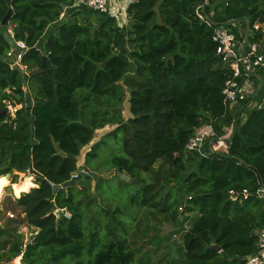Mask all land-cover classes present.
<instances>
[{"label": "trees", "instance_id": "trees-1", "mask_svg": "<svg viewBox=\"0 0 264 264\" xmlns=\"http://www.w3.org/2000/svg\"><path fill=\"white\" fill-rule=\"evenodd\" d=\"M74 2L0 0V23L11 8L7 27L12 26L14 42L28 48L20 61L23 74L11 66V48L0 35V113H7L0 115V197L8 185L5 176L14 183V170L33 176L36 185L31 188L30 178L21 186L12 184L15 195L25 193L6 198L0 209V222L7 219L0 234L7 237L8 260L149 262H137L140 248L116 220L120 211L99 205L90 189L91 163L102 140L111 139L119 147L110 156L111 170L118 167L134 181H121L125 185L141 183L138 205L166 215L180 233V264H244L255 253L256 234L264 224V202L254 195L264 185V109L236 121L222 95L230 71L215 55L211 37L217 23H245L246 18L250 30L264 23V0H208L202 14L210 25L195 14L196 0H138L127 7L125 28L116 17L73 9ZM64 8L70 11L60 17ZM254 36L258 43L261 32ZM25 85L31 99H26ZM125 91L126 121L120 110ZM8 106L20 108L11 115ZM108 124L115 128L83 158L82 167L91 176L79 175L75 185L54 192L78 171L81 150L92 142L94 131ZM205 124L212 126L215 139L234 125L228 151L198 158L189 169L192 164L177 154ZM94 186L96 191L98 183ZM242 190L248 196L239 194L232 201L230 192ZM183 208L185 217L177 219ZM62 209L69 219L54 215ZM8 212L14 216L6 217ZM103 215L107 235L96 227L86 243L91 221L98 225ZM20 226L32 233L28 243ZM175 263L172 258L167 264Z\"/></svg>", "mask_w": 264, "mask_h": 264}, {"label": "rangeland", "instance_id": "rangeland-1", "mask_svg": "<svg viewBox=\"0 0 264 264\" xmlns=\"http://www.w3.org/2000/svg\"><path fill=\"white\" fill-rule=\"evenodd\" d=\"M20 69L22 70V73L25 74V72H23L24 68ZM23 90L27 93L26 99H31L27 85H25ZM125 94L126 98L120 107L121 115L124 121H126L129 117L127 91H125ZM19 108L20 106H17L15 109ZM15 109L8 106V110L11 115H14ZM4 114L6 115L7 113L4 112ZM114 128L115 125L108 124L104 128L94 131L93 140L88 146L82 148L80 153L81 155L78 158V163L82 165L83 157L85 153L91 148V146L96 141L103 139L104 136L108 132L112 131ZM114 153H119L118 145L113 144V141L111 139H103L102 144L97 150V158L92 161L90 166V168L92 169L91 172L93 173L92 182L90 185L91 191L93 190L92 195L95 196V193L97 194L98 204L102 207L107 205L105 207L109 208L110 210L116 208L120 211V213L118 212L115 217L116 220H120L122 223L125 224V226L129 229L127 237L130 239L131 242L134 243L136 248H140L137 262L141 258L142 262H145L148 259L149 262H146L147 264H167L170 259L174 258V260H176L175 264H180L179 262L181 261V257L178 251L181 247L180 233L176 231L177 229L176 227H174L175 225L168 218H166V215L160 214L152 208H142L140 205H138L137 202L139 201L141 194L140 189L142 187L141 183L139 185H125L121 182L119 176L111 174L113 170H111L110 156ZM190 164L192 165H190L189 169H192L191 167L194 165V162ZM104 174L111 175L105 178L103 177ZM13 175L16 176V178L14 179V183H12V177L10 175L5 176L8 180V185L3 188V191L1 193L0 209H2L3 202L6 198L10 197L11 199H16L19 198L22 193H25L22 192L18 195H15L11 186L12 184L21 186L23 182L22 180H24L25 178H30L31 182L34 185V177L29 175L28 173H19ZM145 179L148 182L150 181V178L147 176L145 177ZM96 183H98V187L95 191L94 185ZM173 185L174 184H171V186ZM179 199L181 200V204L183 205L185 201L184 196L180 195ZM182 214H184V208L182 211L178 210V212H176L177 219L185 217V215ZM13 216L14 214H11L10 212L6 214V217L8 218H11ZM189 216L192 217L191 214ZM134 217L135 219L132 224V219ZM6 221L7 219L4 218L0 222V233H2V231H6ZM106 222L107 220L105 215L100 218V223L98 225L95 224L94 221H91V225L88 228V231L86 230L85 232L86 243L89 241L90 238L89 231L96 227L101 230L102 236L107 235ZM116 229H119V227ZM19 233L24 234V244L28 243L32 236L30 230H28L24 226H20ZM173 234H176L177 237L173 238ZM6 239L7 237L5 235L0 234V264H21V257H18L13 260H8L7 246L3 248V243Z\"/></svg>", "mask_w": 264, "mask_h": 264}, {"label": "built area", "instance_id": "built-area-1", "mask_svg": "<svg viewBox=\"0 0 264 264\" xmlns=\"http://www.w3.org/2000/svg\"><path fill=\"white\" fill-rule=\"evenodd\" d=\"M137 1L138 0H125L127 7ZM196 1H198L199 5L195 10V14L201 21L210 25L206 20V16L202 14L203 6L208 4V0ZM75 6L85 7L88 10L108 15L110 0H75L73 7ZM258 31V23L253 25L252 30L249 28L248 36L251 37L253 42L248 44L246 51L238 46L234 35L224 29L216 27L211 37L215 45V55L230 71V76L225 80L222 88L224 103L228 108L232 107V105L241 104L239 113L235 115L236 121L245 119L247 114L253 110L264 109V53L261 52L260 46L254 41L255 32ZM14 49H18L16 56L14 55ZM14 49H11L7 53V57L11 59V66L24 68L21 66L20 61L22 55L28 48L24 42L18 41L15 42ZM260 78L262 79L261 86H259ZM233 124L224 129V136L218 137L217 139H215V133L210 124H205L196 128L182 153L197 154L199 158L207 157L209 153L214 152L222 154L227 153L229 146L228 141L234 129ZM180 154H177V156H180ZM79 175L90 177L91 173L85 170L82 165H79L78 171L71 176V179L77 180ZM35 187L36 185L34 184L32 188ZM239 194L243 197H247L249 193L247 190H242L241 193L232 191L230 192L231 200L235 201ZM254 195L264 202V185L259 186ZM54 215L56 217L62 215L67 219L70 217L64 209L55 210ZM256 237V251L253 255L245 259L244 264H264V224L258 230ZM173 238H175V236Z\"/></svg>", "mask_w": 264, "mask_h": 264}, {"label": "crops", "instance_id": "crops-1", "mask_svg": "<svg viewBox=\"0 0 264 264\" xmlns=\"http://www.w3.org/2000/svg\"><path fill=\"white\" fill-rule=\"evenodd\" d=\"M78 8H79V6L78 7L75 6L73 9H78ZM65 9L66 8L63 9V12L65 11ZM126 10H127V5H126L125 0H110L108 16L116 17L118 24H119V27L125 28L127 23H128V16H127ZM69 11L70 10L66 9L65 13L68 14L67 12H69ZM62 16H63V13L61 14L60 17H62ZM11 27H12L11 25L7 27V30L9 32H11ZM224 30H226L227 32L234 35V37L237 40L238 46L241 49H243L244 51L247 50L248 44L253 42L251 37L248 36V30L246 27V23H243L241 21H237L233 24H224ZM259 31H261L262 37L260 38V41L257 44L262 49V47L264 45V39H263V37H264V23L259 24ZM124 42H125V31L122 33V37H121L119 43L121 45ZM240 106H241V104H236V105H232V107H230L228 109L230 110L232 115L235 116L236 114L239 113V111L241 109ZM179 157H182L187 163H193V162L196 163L198 158H199V156L197 154H192V153H182V154H180ZM79 165H81V164H79ZM30 186H32V185L30 184Z\"/></svg>", "mask_w": 264, "mask_h": 264}, {"label": "water", "instance_id": "water-1", "mask_svg": "<svg viewBox=\"0 0 264 264\" xmlns=\"http://www.w3.org/2000/svg\"><path fill=\"white\" fill-rule=\"evenodd\" d=\"M7 4H10V0H6ZM203 11V10H202ZM13 14V11L11 8L8 9L7 13L5 14V16L3 17L1 23H0V35L3 37L4 41L9 45V47L11 49L15 48V42L11 36V32H9L7 30V25L9 22V18L11 17V15ZM206 20L208 21V18L206 17ZM238 20H229L225 23H217L215 24V26H217L219 29H224V24H233L235 22H237ZM244 21L246 23V27L247 30L249 31V23L248 20L246 18H244ZM262 51H264V45L262 47ZM18 53V49H14V55L16 56V54ZM50 59L52 60V63L54 64L53 58L51 56H49ZM55 76L56 73H54V80H55ZM261 81L262 79L260 78V83L259 86H261ZM2 112L4 113V111H1L0 115L2 114ZM29 121H31V119H29ZM13 174H19L17 173L15 170L13 171ZM112 175H117L119 176L120 180L123 182H132L133 180L131 178H129V176L125 173H122L120 171V169L118 167H116L113 172L111 173ZM111 174H104L103 177H109ZM134 182V181H133ZM76 184V180L75 179H71L68 182L62 184V185H57L53 188L54 192H57L60 189L66 188L68 186L71 185H75ZM215 249H217L216 247H214Z\"/></svg>", "mask_w": 264, "mask_h": 264}]
</instances>
